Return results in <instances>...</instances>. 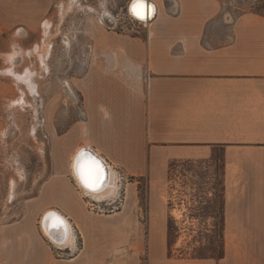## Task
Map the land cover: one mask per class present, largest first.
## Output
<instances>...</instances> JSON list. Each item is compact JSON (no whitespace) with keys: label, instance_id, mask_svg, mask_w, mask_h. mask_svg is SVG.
<instances>
[{"label":"crops","instance_id":"0c3cea01","mask_svg":"<svg viewBox=\"0 0 264 264\" xmlns=\"http://www.w3.org/2000/svg\"><path fill=\"white\" fill-rule=\"evenodd\" d=\"M150 1L157 13L142 22L145 34L118 31L106 11L93 22L107 33L97 36L94 29L91 60L76 83L74 153L87 148L119 177H147L155 234L167 232L158 226L166 210L157 189L174 160L219 172L218 183L189 180L183 195L184 224L205 219L201 228L188 230L210 232L220 220L219 250L177 258L170 246H151L149 264H264V14L250 11L230 22L223 0ZM64 7L62 0H0V106L14 97L13 72L30 71L29 60L47 54L46 20ZM225 24L229 33L217 27ZM195 183L205 188L198 199L190 190ZM79 192L75 181L74 228L77 246L84 247L74 264H108L91 257L89 247L122 246L102 239L137 231L141 214L128 211L126 200L112 213L92 212L84 205L90 199Z\"/></svg>","mask_w":264,"mask_h":264},{"label":"rangeland","instance_id":"374dc122","mask_svg":"<svg viewBox=\"0 0 264 264\" xmlns=\"http://www.w3.org/2000/svg\"><path fill=\"white\" fill-rule=\"evenodd\" d=\"M62 1L65 7L61 12L54 11L46 20L51 25L49 31L43 32L48 37L47 54L29 60L26 67L31 69L33 87L30 88L29 83L21 78L27 71L15 72L14 97L8 105L0 106V244L3 245H0V264H74L71 259L84 246L60 249L53 245L43 234L41 219L48 209L56 208L74 221V114L80 99L76 83L82 75L79 69L87 67L91 60L90 45L96 38L94 29H99L97 36L107 33L102 25L100 27L93 22L99 19L96 17L102 11H106L114 16L115 21L108 20V23L116 25L118 31L146 32L142 23L132 22L126 17L125 8L121 6L127 0H95L99 5L96 12L88 11L80 0L76 3V0ZM223 2L229 9L227 21L230 22L250 11L264 14V0ZM220 26L217 25L224 28L223 33H229L227 24ZM120 177L119 192L111 197L120 196L116 203L114 199L82 202L92 212L112 213L118 207L122 208L123 200H126L124 205L128 211L141 214L140 227L126 234L104 236L103 242L122 246H90L88 254L91 257L107 259L108 264H119V259L125 261L130 258H139L142 264H149L151 246H170L169 254L177 258L219 250L223 237L220 220H214L217 227L213 231L194 229L196 232L187 227L201 228L205 219L195 218L191 224L187 219L184 224L183 215V195L186 191L188 194L189 180L214 178L218 183L219 172L207 174L199 170L197 163L190 165L182 158L169 165L157 189L163 195L166 210L162 215L165 217L157 221L160 230L165 229L166 234H155L151 230L152 220L148 215L151 186L148 178H123L121 174ZM76 185L83 193L77 181ZM127 189L130 190L128 200ZM190 190L198 199L205 188L195 183ZM137 196L139 201L135 203ZM80 197L86 196L80 194ZM7 241L10 246H4ZM83 255L86 257V251ZM117 259L116 263L110 261Z\"/></svg>","mask_w":264,"mask_h":264},{"label":"bare ground","instance_id":"6f19581e","mask_svg":"<svg viewBox=\"0 0 264 264\" xmlns=\"http://www.w3.org/2000/svg\"><path fill=\"white\" fill-rule=\"evenodd\" d=\"M152 7L154 8V14H151V16L154 17L156 16L157 9L154 3L152 4ZM21 78L23 79V81L29 83L30 88L33 87L34 82L32 80V72L27 70V72L24 75H22ZM91 153L94 152H92L90 149L88 150L87 148L81 147L77 150V152L74 154L72 159L73 174L75 180L77 181V184L79 185L81 191L84 193L85 196L89 197L91 201L103 202L105 200L110 199L112 196L116 195L119 192L120 177L117 171L112 167H109L108 164L99 156L104 161L107 167L108 176L104 181L103 185L98 189L91 190L85 187L77 174V166L80 162L87 160H94L90 156ZM92 205L94 204L92 203ZM56 217H60L65 223L61 224L59 227H53V220ZM41 222H42L44 236H46L53 245L57 246L60 249L77 247L78 237H77L76 229L74 228L75 226L74 221H72L67 215L61 212V210L56 208L48 209L43 214Z\"/></svg>","mask_w":264,"mask_h":264},{"label":"snow or ice","instance_id":"6c2138e0","mask_svg":"<svg viewBox=\"0 0 264 264\" xmlns=\"http://www.w3.org/2000/svg\"><path fill=\"white\" fill-rule=\"evenodd\" d=\"M131 10L140 19H146L149 14H154V8L147 3V0H134ZM97 168L99 169V173L96 171ZM77 174L84 186L91 190H95L100 186L103 176L100 164L96 160L80 162L77 166ZM64 223L60 217H56L53 220V227H59Z\"/></svg>","mask_w":264,"mask_h":264},{"label":"water","instance_id":"95a60500","mask_svg":"<svg viewBox=\"0 0 264 264\" xmlns=\"http://www.w3.org/2000/svg\"><path fill=\"white\" fill-rule=\"evenodd\" d=\"M133 2H134V0H132V2H131V4H130V6H129V11H130V13H132L133 14V12H132V10H131V5L133 4ZM147 3L149 4V5H151L152 6V2L151 1H148L147 0ZM134 15V14H133ZM134 16H136V15H134ZM137 17V16H136ZM155 17V16H154ZM154 17H152L151 16V14H149L148 15V17L146 18V19H143V20H152V19H154ZM94 160H96V161H98L99 162V164H100V168H101V171L103 172V176H102V179H101V182H100V186L98 187V188H100L102 185H103V183H104V181L106 180V178H107V176H108V174H107V167H106V165H105V163H104V161L99 157V156H97V155H95L94 153H91V155H90ZM97 173H99V169L97 168ZM97 188V189H98Z\"/></svg>","mask_w":264,"mask_h":264},{"label":"built area","instance_id":"2783aa9c","mask_svg":"<svg viewBox=\"0 0 264 264\" xmlns=\"http://www.w3.org/2000/svg\"><path fill=\"white\" fill-rule=\"evenodd\" d=\"M77 1H79V0H76L75 1V3L77 2ZM80 2H81V4H84L85 5V7H90V8H97V5H98V2H96L95 0H80ZM78 4V3H77ZM99 6V5H98ZM86 8V9H87ZM89 11V10H88ZM118 16H119V13H118ZM128 19H130L132 22H135L136 23V21H138L139 23H142V22H145V20H143V19H140V18H138V17H136V16H134L132 13H130V11H128V16H126ZM119 20L121 19V18H118ZM116 26V25H115ZM117 27V26H116ZM91 48V47H90ZM85 62V61H84ZM84 67H82L81 69H79L80 70V72L79 73H82L83 71H84ZM78 72V71H77ZM78 73V74H79ZM103 210V209H102Z\"/></svg>","mask_w":264,"mask_h":264},{"label":"flooded vegetation","instance_id":"af4514ba","mask_svg":"<svg viewBox=\"0 0 264 264\" xmlns=\"http://www.w3.org/2000/svg\"><path fill=\"white\" fill-rule=\"evenodd\" d=\"M121 8L124 9L125 8V5H122Z\"/></svg>","mask_w":264,"mask_h":264}]
</instances>
